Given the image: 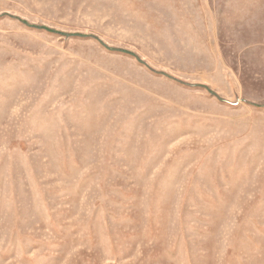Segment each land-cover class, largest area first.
I'll use <instances>...</instances> for the list:
<instances>
[{
  "label": "rangeland",
  "instance_id": "rangeland-1",
  "mask_svg": "<svg viewBox=\"0 0 264 264\" xmlns=\"http://www.w3.org/2000/svg\"><path fill=\"white\" fill-rule=\"evenodd\" d=\"M0 264H264V0H0Z\"/></svg>",
  "mask_w": 264,
  "mask_h": 264
}]
</instances>
